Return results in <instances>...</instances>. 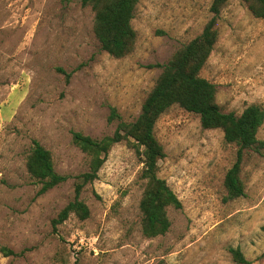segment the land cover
Returning a JSON list of instances; mask_svg holds the SVG:
<instances>
[{
    "label": "rangeland",
    "instance_id": "1",
    "mask_svg": "<svg viewBox=\"0 0 264 264\" xmlns=\"http://www.w3.org/2000/svg\"><path fill=\"white\" fill-rule=\"evenodd\" d=\"M213 0H140L134 50L117 58L102 49L94 12L81 0H0V264H245L230 247L264 264V149L250 150L246 194L225 200L224 177L237 146L221 129L178 105L158 119L165 147L159 174L183 202L170 208L169 231L155 238L141 229L140 152L116 143L81 198L90 216L71 214L54 226L75 196L77 175L88 170L73 131L95 138L134 120L162 68L212 15ZM201 75L216 83L218 102L237 114L264 104V20L231 0L220 37ZM258 136L264 140V123ZM34 139L52 151L68 179L43 194L26 167ZM2 246L13 253L5 255Z\"/></svg>",
    "mask_w": 264,
    "mask_h": 264
},
{
    "label": "trees",
    "instance_id": "2",
    "mask_svg": "<svg viewBox=\"0 0 264 264\" xmlns=\"http://www.w3.org/2000/svg\"><path fill=\"white\" fill-rule=\"evenodd\" d=\"M94 12L93 30L102 49L121 58L130 54L137 42L138 32L134 26L137 5L140 0H81ZM231 0H213L212 15L203 31L184 43L165 63L154 86L146 96L139 115L125 120L116 108L111 119H118L115 132L95 138L83 131H73V142L86 154L88 170L77 175L75 196L53 219L54 226L64 222L71 214L81 219L90 216V207L81 198L84 188L93 183L104 165L112 147L127 140L140 152L143 168L140 178L143 191L140 197L141 229L144 236L155 238L166 234L171 225L170 208L181 209L183 202L168 181L160 176V161L166 150L156 135L155 126L160 116L174 105L200 116L206 129H221L224 139L237 146L236 158L224 177L225 200L231 201L246 194L247 183L243 177L245 162L250 150L261 152L264 140L258 136L264 123V104L252 103L240 114L226 112L218 102L217 85L201 75L220 37V19L223 9ZM254 16L264 20V0H242ZM26 167L32 178L40 184L38 193L43 194L68 179L56 170L52 151L34 139ZM5 255L13 253L2 246ZM235 261L250 263L240 247H230ZM76 264H79L76 261ZM155 264H167L164 259Z\"/></svg>",
    "mask_w": 264,
    "mask_h": 264
}]
</instances>
